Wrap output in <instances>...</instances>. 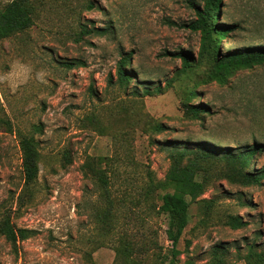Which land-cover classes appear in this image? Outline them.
<instances>
[{
	"label": "rangeland",
	"instance_id": "1",
	"mask_svg": "<svg viewBox=\"0 0 264 264\" xmlns=\"http://www.w3.org/2000/svg\"><path fill=\"white\" fill-rule=\"evenodd\" d=\"M11 1L0 0V8ZM204 3L36 0L35 25L0 42V219L9 213L17 228L38 231L20 242L18 257L0 237V264H90L87 252L95 264H114L122 240L135 245L145 264H169L173 249L179 252L175 264H216L217 257L249 264L251 246L264 251V180L243 184L235 158L245 146L263 145L243 171L264 168V65L219 84L208 81L209 54L178 78L177 53L197 60L202 50L203 34L191 25ZM217 24L232 29L219 40V57L264 44V0H222ZM129 55L127 70L136 78L124 88L117 67ZM192 89L199 96L191 103L209 107L197 119L183 107ZM23 134L33 135L40 150L30 189ZM183 147L211 148L215 155L198 159L205 190L191 202L189 223L174 247L168 218L158 211L162 192L146 191L150 180L165 181L172 154ZM88 158L110 179L114 227L101 223L108 202L105 189L84 174ZM230 216L245 226L232 228Z\"/></svg>",
	"mask_w": 264,
	"mask_h": 264
},
{
	"label": "trees",
	"instance_id": "2",
	"mask_svg": "<svg viewBox=\"0 0 264 264\" xmlns=\"http://www.w3.org/2000/svg\"><path fill=\"white\" fill-rule=\"evenodd\" d=\"M39 4H36V0H12L0 8V42L30 30L35 25L37 12L40 8ZM221 4L222 0H205L202 9L198 10L197 21L192 23L191 27L193 30L201 31L203 34L202 50L197 60L190 53H177V56L182 61L181 70L177 74L178 78L189 74L195 67L196 62L199 63L205 55L209 54L214 59L208 73L209 82L224 84L228 78L240 71L264 65V44L237 48L221 57L216 54V50L220 45L219 40L228 38L232 30L227 25L217 24L221 12ZM89 8H91V5H89ZM130 58L131 55L123 57L118 63L117 83L120 87L127 88L130 82L136 78L133 71L129 72L127 70ZM65 65L69 69L76 66L75 63H66ZM80 66L82 65L80 64ZM110 83L113 84L112 78L110 79ZM145 94L147 96L152 95L149 90H146ZM196 96H199V94L195 89H192L183 102L186 113L191 114L195 119L199 118L201 114L209 112L208 105L203 103L194 105L191 103ZM157 128L162 130L160 125ZM35 130H39V126H35ZM19 144L22 152L25 189H30L38 179L40 150L37 140L31 134L21 135ZM262 150L263 145L254 144L252 146H245L235 157L241 165L242 182L247 186L259 185L264 180V168L254 173L243 171L250 164L249 161H252L251 164L255 163L257 156ZM191 154H194L193 159L189 157ZM214 155L215 150L206 147L200 148L199 151L188 150L185 147L175 150L172 154L173 161L165 181L154 182L150 180L146 194L149 196L154 194L156 190L162 192L158 196L161 201L158 211L168 218L167 236L174 247L178 244L189 223L191 202L195 201L205 190V179L202 181L197 179V176L201 172L198 159L213 158ZM186 158L188 159L187 163H184ZM63 160L66 165L72 163L70 155L66 152L63 153ZM83 171L86 177L95 180L105 189L108 204L104 207L100 220L104 226L114 227L116 216L112 211L113 201L108 191L110 179L106 170L97 166L96 159L88 158ZM228 223L234 229L245 226V222L237 216H230ZM37 234L38 231L35 229L17 228L12 222V217L9 213H5L0 219V237L6 240L16 257L21 252L20 242L29 240L37 236ZM249 249L250 251L246 256L247 262L249 264H264V251L262 253L255 252L254 246H251ZM114 250L116 252L114 264H145L142 258H140L139 250L135 248L133 243L122 240L121 243L114 247ZM172 253L173 259L169 264H175L176 257L179 255L176 249H173ZM86 257L90 259V264H95L91 253L87 252ZM216 261V264H224L219 257H217Z\"/></svg>",
	"mask_w": 264,
	"mask_h": 264
}]
</instances>
